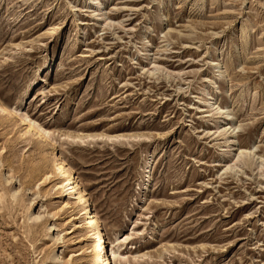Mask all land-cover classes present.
Masks as SVG:
<instances>
[{"label": "rangeland", "instance_id": "1", "mask_svg": "<svg viewBox=\"0 0 264 264\" xmlns=\"http://www.w3.org/2000/svg\"><path fill=\"white\" fill-rule=\"evenodd\" d=\"M0 264H264V0H0Z\"/></svg>", "mask_w": 264, "mask_h": 264}, {"label": "bare ground", "instance_id": "2", "mask_svg": "<svg viewBox=\"0 0 264 264\" xmlns=\"http://www.w3.org/2000/svg\"><path fill=\"white\" fill-rule=\"evenodd\" d=\"M92 1L95 2V0H92ZM7 107L2 106L1 110L4 112H8L9 114H13V111ZM21 120L24 124L27 125L26 128H28V131H34L36 132L37 136L42 137V138L45 137V134H46L45 131L41 129L40 127H38L37 125L28 121L27 117ZM146 162L147 161L144 162V167H143L144 174L146 175V178H147L143 186L144 187L143 191H142L144 195V199H146L147 193L149 191L148 179H149V174L151 172V166H152L151 160H148L147 163ZM66 165L64 161L62 160H58V163L56 164L57 173L63 178H65V181L61 184L60 192L63 193L65 191H69L68 193L70 195L69 199H74L76 201L77 207L79 209V215H80L79 218L81 219L82 227L84 228V231L87 234L88 239L89 240L91 239L90 248L92 249L93 252H95L94 253L95 257H100L102 253L101 247L103 244L102 234L100 231V223L96 215H94V212L90 209V204L88 203L89 201L86 198V194L78 188V185L76 184V181L74 180V177L71 174V170ZM65 205H68V203H66ZM126 240L127 238L124 239V241ZM104 262L106 263L105 260Z\"/></svg>", "mask_w": 264, "mask_h": 264}]
</instances>
